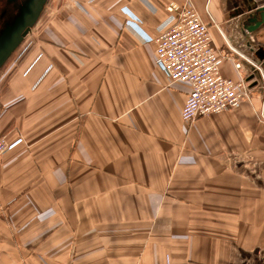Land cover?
<instances>
[{
	"label": "crops",
	"instance_id": "0c3cea01",
	"mask_svg": "<svg viewBox=\"0 0 264 264\" xmlns=\"http://www.w3.org/2000/svg\"><path fill=\"white\" fill-rule=\"evenodd\" d=\"M169 1L54 0L0 74V136L21 139L0 157V264H264L261 98L181 120L189 86L154 63ZM191 1L264 70V23L237 15L264 0Z\"/></svg>",
	"mask_w": 264,
	"mask_h": 264
},
{
	"label": "built area",
	"instance_id": "2783aa9c",
	"mask_svg": "<svg viewBox=\"0 0 264 264\" xmlns=\"http://www.w3.org/2000/svg\"><path fill=\"white\" fill-rule=\"evenodd\" d=\"M169 24L152 41L154 63L171 82L189 86L180 117L191 123L199 117H209L238 107L253 96V87L246 77L252 69L261 71V61L255 56L256 45L243 38L226 40L223 47L213 44L209 26L204 22L191 0L169 1L165 6ZM231 60L239 71L243 63L247 74L238 79L221 75L220 63ZM260 116L264 119L263 109ZM21 141L13 142L0 136V157Z\"/></svg>",
	"mask_w": 264,
	"mask_h": 264
},
{
	"label": "water",
	"instance_id": "95a60500",
	"mask_svg": "<svg viewBox=\"0 0 264 264\" xmlns=\"http://www.w3.org/2000/svg\"><path fill=\"white\" fill-rule=\"evenodd\" d=\"M1 1V0H0ZM14 1V0H8ZM48 0H20L16 15L11 23H6L0 30V68L7 61L10 55L21 44L24 37L31 31V28L38 21ZM237 15L245 18L242 27L246 32L255 31L264 23V7L246 4L245 8L239 10ZM259 13V17H257ZM260 59L264 56L263 49L258 50ZM251 82V86H256L262 82L263 74L257 69H252L251 74L246 77Z\"/></svg>",
	"mask_w": 264,
	"mask_h": 264
},
{
	"label": "rangeland",
	"instance_id": "374dc122",
	"mask_svg": "<svg viewBox=\"0 0 264 264\" xmlns=\"http://www.w3.org/2000/svg\"><path fill=\"white\" fill-rule=\"evenodd\" d=\"M52 3H54V0L47 1L39 19L42 17L44 12H48V11L54 12V10H52L53 9ZM37 23L39 22H36L34 24V26L31 28V31L24 37L23 41L18 46V48L10 55L7 61L0 68V74L14 70L17 67L19 61L23 58V55L26 53V51L31 48V46L33 45V41L35 40L32 31L35 30ZM260 69L263 74L262 82L252 87L254 88L253 94H258V96L261 98L259 108L261 107V109L264 110V72H263L264 70L262 69V67H260Z\"/></svg>",
	"mask_w": 264,
	"mask_h": 264
},
{
	"label": "flooded vegetation",
	"instance_id": "af4514ba",
	"mask_svg": "<svg viewBox=\"0 0 264 264\" xmlns=\"http://www.w3.org/2000/svg\"><path fill=\"white\" fill-rule=\"evenodd\" d=\"M20 0L0 1V30L6 23H11L16 15Z\"/></svg>",
	"mask_w": 264,
	"mask_h": 264
}]
</instances>
